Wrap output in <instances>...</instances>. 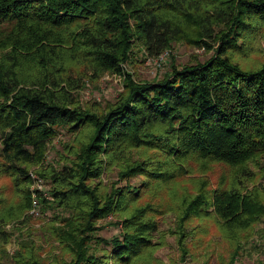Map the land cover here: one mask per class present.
Wrapping results in <instances>:
<instances>
[{
    "label": "trees",
    "instance_id": "1",
    "mask_svg": "<svg viewBox=\"0 0 264 264\" xmlns=\"http://www.w3.org/2000/svg\"><path fill=\"white\" fill-rule=\"evenodd\" d=\"M263 31L264 0H0V223L12 216L10 195L24 199L23 211L34 193L44 210H57L55 231L72 254L64 264H133L153 249L168 209L145 204L126 215L143 188L102 192L101 175L122 159L124 178L169 182L196 161L233 171L183 197L173 230L181 250L209 219L239 243L238 233L264 218V195L240 179L264 155V62L246 69L234 54L250 52ZM180 39L213 54L152 81L124 70L136 53L159 57ZM103 73L124 76V91L104 108L82 105L83 77ZM79 131L87 141L64 162L37 165L57 134ZM133 150L150 154L129 159ZM35 180L46 188H31ZM117 213L118 233L98 235L97 221ZM16 254L36 264L30 252Z\"/></svg>",
    "mask_w": 264,
    "mask_h": 264
},
{
    "label": "rangeland",
    "instance_id": "2",
    "mask_svg": "<svg viewBox=\"0 0 264 264\" xmlns=\"http://www.w3.org/2000/svg\"><path fill=\"white\" fill-rule=\"evenodd\" d=\"M252 49L248 53L234 54V60L246 69H255L264 62V31L252 42ZM129 62L123 64L124 70L130 73L132 78L140 81H152L168 72L171 65L177 67L184 64H194L197 61H204L213 54V49L207 50L196 44L180 39L172 43V46L165 50L163 59L159 57H146L142 52L136 53ZM124 76L103 73L97 76L85 75L80 87L76 90L78 99L82 105H91L104 108L114 103L124 91ZM88 133L79 131L76 133L57 134L46 147L38 166L58 165L64 162L61 157L72 147H77L87 141ZM127 151V157L136 159L144 157L141 150ZM142 152V153H141ZM126 160H120L109 166L101 175L97 183L102 192H109L117 186L132 184L141 186L144 193L135 201L125 213L132 211L134 206L145 204L163 205L167 212L158 217V230L153 234L156 244L153 249L146 250L142 255L133 261V264H264V218L252 224L248 231L238 233L239 243L228 234L221 232L213 219L202 222L206 231L201 233L189 232L184 243L186 252L183 253L177 241V234L173 233L175 223L181 209L183 197L192 195L201 185L202 181L215 184L219 178L230 180L233 168L219 163H211L209 170L205 171L208 164L193 162L184 171L174 172V179L169 182L159 180H146L143 175H134L128 178L120 176ZM41 166V167H42ZM247 173L240 176L243 184H248V189H255L264 195V155L259 158L258 163L252 162L247 168ZM205 173L207 177L205 176ZM207 178L208 180H205ZM4 181H0V184ZM96 182V181H95ZM146 182V183H145ZM145 183V184H144ZM213 186V185H212ZM31 188L43 190L44 183L39 181L33 183ZM32 205L22 211L20 205L24 199L9 196V207L12 216L3 213L4 222L0 223V230H3L8 237L0 240V264H33L29 259L19 257L30 252L36 264H64L70 261L72 254L60 243L55 229L60 227L53 214L57 210H44L40 204H33L34 193L29 195ZM123 214H111L106 218L97 221L102 228L98 235L111 238L118 233L113 226L123 218ZM199 221H190L193 228ZM248 238H242L245 234ZM239 245V246H238ZM23 247V248H22ZM21 258V259H20ZM111 264V262L109 263Z\"/></svg>",
    "mask_w": 264,
    "mask_h": 264
},
{
    "label": "built area",
    "instance_id": "3",
    "mask_svg": "<svg viewBox=\"0 0 264 264\" xmlns=\"http://www.w3.org/2000/svg\"><path fill=\"white\" fill-rule=\"evenodd\" d=\"M163 54L160 55V59H163ZM33 177V175H31ZM37 182V180L34 181V183ZM33 204H35V202H33Z\"/></svg>",
    "mask_w": 264,
    "mask_h": 264
}]
</instances>
